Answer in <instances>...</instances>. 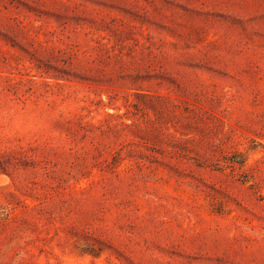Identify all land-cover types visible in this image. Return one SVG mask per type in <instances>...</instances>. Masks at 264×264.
<instances>
[{"label":"rangeland","instance_id":"obj_1","mask_svg":"<svg viewBox=\"0 0 264 264\" xmlns=\"http://www.w3.org/2000/svg\"><path fill=\"white\" fill-rule=\"evenodd\" d=\"M0 264H264V0H0Z\"/></svg>","mask_w":264,"mask_h":264}]
</instances>
